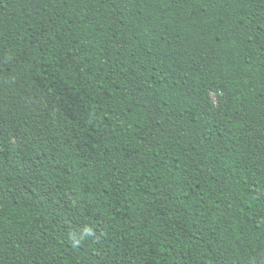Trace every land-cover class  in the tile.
<instances>
[{
	"label": "trees",
	"instance_id": "trees-1",
	"mask_svg": "<svg viewBox=\"0 0 264 264\" xmlns=\"http://www.w3.org/2000/svg\"><path fill=\"white\" fill-rule=\"evenodd\" d=\"M0 83L68 143L14 146L29 96L0 112V264H264V0H0Z\"/></svg>",
	"mask_w": 264,
	"mask_h": 264
},
{
	"label": "rangeland",
	"instance_id": "rangeland-1",
	"mask_svg": "<svg viewBox=\"0 0 264 264\" xmlns=\"http://www.w3.org/2000/svg\"><path fill=\"white\" fill-rule=\"evenodd\" d=\"M17 96H21L24 99L29 96L32 101L23 102L22 108L26 111V114L16 127V132L12 139L14 146L19 147L24 143H34L50 161H58L61 152L68 147L66 141L59 140L56 136V130L60 128L59 110L48 103L33 84L19 87L0 83V112L10 115L12 113L11 103ZM226 97V93L222 89L210 92L211 102L217 109L226 106ZM240 114L247 118L242 108L240 109ZM246 122L248 132L255 143L259 144L255 126L250 121ZM58 201V203L54 202V204L60 210L64 222L69 227V230L74 232L73 234L78 235L76 233L78 230L74 214L90 218L96 210L92 196L90 194H70ZM67 205L72 207V210L67 211Z\"/></svg>",
	"mask_w": 264,
	"mask_h": 264
}]
</instances>
